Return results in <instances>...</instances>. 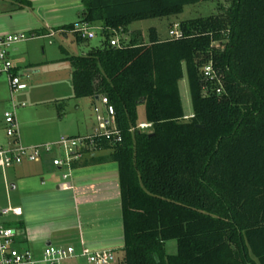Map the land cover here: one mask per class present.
I'll return each instance as SVG.
<instances>
[{
    "label": "trees",
    "instance_id": "1",
    "mask_svg": "<svg viewBox=\"0 0 264 264\" xmlns=\"http://www.w3.org/2000/svg\"><path fill=\"white\" fill-rule=\"evenodd\" d=\"M210 1H224L222 11L180 22L181 39L162 38L156 28L148 40L125 37L136 22ZM83 3L77 22L101 27L104 41L70 58L72 86L74 99L107 97L122 134L120 143L99 144L108 157L91 160L118 165L120 264H264V0ZM75 23L54 30L87 43L72 31ZM116 31L120 45L112 46ZM209 62L213 81L202 74ZM141 105L149 132L138 129ZM172 240L177 253L170 255Z\"/></svg>",
    "mask_w": 264,
    "mask_h": 264
},
{
    "label": "crops",
    "instance_id": "2",
    "mask_svg": "<svg viewBox=\"0 0 264 264\" xmlns=\"http://www.w3.org/2000/svg\"><path fill=\"white\" fill-rule=\"evenodd\" d=\"M9 1L12 4L14 3L13 0H6L1 4V8L7 2L10 4ZM28 1L32 3L31 0ZM82 12V8L79 7L78 13H70L68 16L64 15L58 18L57 24H52L50 27L46 25L38 30L29 32L40 31L42 34H46V28L55 29L77 22ZM1 16L2 13L0 15V22ZM7 32L4 31L2 34H7ZM63 34H58L55 38L62 37L67 39L71 33L65 35L63 32ZM50 42L52 44V41ZM42 51L43 53L45 52L43 47ZM27 53L19 45L12 51L11 57L15 66L21 70L28 71L30 75L32 72L41 73L39 63H32ZM28 84L27 90L16 94L18 102L26 103V107L20 108L17 112L18 121L21 125V140L23 144L27 146L47 144L57 141L62 136L78 137L89 135L93 132L96 126L94 112L93 118L91 117L90 119L89 116H86L84 105L78 102L79 99H75V110L77 112L74 117H65L63 110L58 109L60 104H56V102L62 100V97H52L51 99L41 101L34 97L33 90L28 91L30 83L28 82ZM35 84L39 85V83ZM7 86L9 89L8 84ZM3 98L4 100H2ZM9 98L10 93L7 97L4 95L3 97L0 96V102L6 103L9 101ZM72 99H74V93ZM86 99L90 100L88 104H91L92 109L99 103L97 99ZM28 101L32 102L34 107L27 112ZM47 103L52 105V107L47 108L48 106L45 105ZM40 122H48V124L43 128L37 129L35 125L37 126ZM27 125L29 126L31 136H29L25 128ZM11 141L5 135L0 140V147L9 145ZM110 154L111 150L104 149L103 147L95 150L75 167L71 178L68 180L63 179L62 169L52 166L51 157H46L39 163H24L2 171L5 182L7 181L12 187L11 190L16 189L18 184H22L23 191L27 192L25 194L29 195L28 198H31L27 199V204L33 208L54 209L69 207L71 204L74 205V216L78 226L71 227L73 229L71 232L78 230V235L76 237L73 236L68 243L59 241L56 237V232L42 235L41 240H48L47 242L54 244L51 240L56 238L55 243L57 246L73 245L81 248L84 245L91 250L110 249L117 252L119 244L124 242L118 165L110 161L101 164L91 163L92 158L108 157ZM108 164H116L117 166H113L112 168L106 167ZM59 218L64 219L65 216H60ZM62 219L60 222L65 224L68 222L67 218L63 221ZM72 229L65 227V229L61 228L60 230L66 232ZM22 230L26 233L25 235L23 232L24 240H28L27 234L29 233V229L27 231L26 225H23ZM40 249L39 252L41 253L44 248Z\"/></svg>",
    "mask_w": 264,
    "mask_h": 264
},
{
    "label": "rangeland",
    "instance_id": "3",
    "mask_svg": "<svg viewBox=\"0 0 264 264\" xmlns=\"http://www.w3.org/2000/svg\"><path fill=\"white\" fill-rule=\"evenodd\" d=\"M14 3L8 2L3 6L1 22H0V36L9 34L28 33L29 31L38 30L43 26L57 24L60 17L68 16L70 13H78L79 7L84 9L83 0H31V6H25L21 0H13ZM224 1H210L198 3L195 5H188L184 8L183 13L160 19H150L134 23L129 28V34L126 38H136L139 42L149 39V30L156 28L162 38L169 36L171 26L187 20H192L200 17H209L217 15L222 11ZM79 6V7H78ZM8 31L7 34H2ZM30 33V32H29ZM95 38L89 40L87 43L78 44L75 37L70 34L67 39L58 37L52 39L50 44L49 39H37L25 43H21L19 47L28 52L27 55L32 63H39L41 66V73H33L30 75L28 82L30 83L29 92L33 90L34 97L39 100L51 99L52 97H62V100L56 102L60 104L58 109L63 110L65 117L73 118L77 110H75V99L73 98L72 88V63L70 58L88 54L94 47H100L104 41L101 31L95 30ZM44 48V53L42 51ZM13 61V60H12ZM14 63V62H13ZM39 83V85L35 84ZM7 77L0 75V96H9V89L7 86ZM35 84V85H34ZM181 94L186 110L187 117L192 114L190 92L186 78L180 83ZM67 95V96H66ZM11 97V94H10ZM4 100V98L2 99ZM78 102L83 103L85 108V115L93 118V109L89 99H79ZM44 103V102H43ZM47 108H51L49 103L45 104ZM34 107L32 102H27V112ZM10 109V98L8 102H0V140L6 135V128L4 123V114ZM60 110V111H61ZM139 124L146 122L145 106L141 105L138 110ZM48 122H40L35 127L43 128ZM21 128V125H20ZM26 130L31 136L29 126ZM21 132V129H20ZM117 166L116 164H108L106 167ZM7 182V181H6ZM5 182L3 172L0 169V207H21L24 210L22 217L12 216L10 218L12 227L16 229H23L26 225L28 240H20L19 247L34 252L36 255L40 254V248L46 246L48 240H41L42 235H47L56 232V237L59 241L68 243L73 236L76 237L78 230L71 227L78 226L75 220L74 205L64 208H33L27 204L29 195L25 194L22 184H18L17 188L11 190L10 184ZM15 184V183H14ZM60 216H65L63 220L68 222H60ZM62 225V226H61ZM30 226V227H28ZM72 229L66 232L60 230L61 228ZM21 229V230H22ZM23 231V230H22ZM25 233V231H23ZM26 235V233H25ZM120 235V234H119ZM121 239V237H120ZM56 238L52 239L54 245ZM124 243V242H123ZM123 243L121 242L117 247L116 262L119 264L122 259ZM76 247V246H75ZM166 251L173 255L177 253V241L172 240L167 242ZM62 264H89L86 258H76L69 261H64Z\"/></svg>",
    "mask_w": 264,
    "mask_h": 264
},
{
    "label": "built area",
    "instance_id": "4",
    "mask_svg": "<svg viewBox=\"0 0 264 264\" xmlns=\"http://www.w3.org/2000/svg\"><path fill=\"white\" fill-rule=\"evenodd\" d=\"M6 0H0V15L2 13L1 4ZM46 34L19 33L0 36V75H5L10 89V109L4 114L6 124V135L11 139L7 146L0 147V169L5 171L24 163H39L46 157H51L52 166L63 170V179L71 178L74 166L80 164L85 157L90 156L99 149L102 141L111 144L122 142V134L116 124V113L107 97H99V103L94 106L93 112L96 126L89 135L78 137L62 136L55 142L27 146L21 140L20 124L17 112L20 108L26 107V103L18 102L16 94L28 89L30 73L15 66L12 61V51L21 43L36 39H54L64 31H56L46 28ZM95 30L101 31V27H94L87 23L77 22L73 32L83 39L95 38ZM169 36L174 39H181L183 32L179 23L173 25L169 31ZM121 34L115 32V37L111 40L112 46H119ZM202 74L207 80H215L217 77L212 62L204 65ZM221 88L217 90L221 94ZM152 125L145 122L139 124L138 129L149 132ZM24 210L21 207H0V264H62L76 258H86L89 264H114L117 260L113 250H91L84 245L77 248L70 246H45L39 255L34 252L21 249L19 241L24 240L21 229L12 227L10 218L12 216L21 217Z\"/></svg>",
    "mask_w": 264,
    "mask_h": 264
},
{
    "label": "water",
    "instance_id": "5",
    "mask_svg": "<svg viewBox=\"0 0 264 264\" xmlns=\"http://www.w3.org/2000/svg\"><path fill=\"white\" fill-rule=\"evenodd\" d=\"M97 100H99V97L96 98ZM51 243L50 242H47L46 246H50Z\"/></svg>",
    "mask_w": 264,
    "mask_h": 264
}]
</instances>
